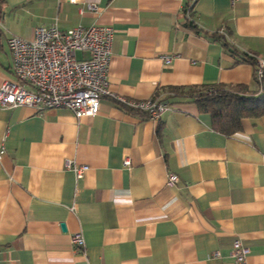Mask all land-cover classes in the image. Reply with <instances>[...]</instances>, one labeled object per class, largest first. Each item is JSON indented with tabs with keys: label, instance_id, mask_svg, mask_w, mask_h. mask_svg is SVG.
<instances>
[{
	"label": "crops",
	"instance_id": "0c3cea01",
	"mask_svg": "<svg viewBox=\"0 0 264 264\" xmlns=\"http://www.w3.org/2000/svg\"><path fill=\"white\" fill-rule=\"evenodd\" d=\"M54 23L112 26L111 90L174 106L158 120L108 96L94 116L0 106V264H238L236 239L246 264H264V115L227 135L194 102L167 97L174 86L255 88L257 64L242 59H264V0H199L188 14L183 0H0V85L16 80L8 38Z\"/></svg>",
	"mask_w": 264,
	"mask_h": 264
},
{
	"label": "built area",
	"instance_id": "2783aa9c",
	"mask_svg": "<svg viewBox=\"0 0 264 264\" xmlns=\"http://www.w3.org/2000/svg\"><path fill=\"white\" fill-rule=\"evenodd\" d=\"M197 1L183 0L187 14ZM88 8L98 9L94 3L89 4ZM217 33L232 42L229 33L222 29ZM113 39L114 28L109 25L79 24L62 29L54 23L37 26L32 38L11 35L8 46L16 80L7 79L1 83L0 106H28L36 111L66 107L78 117L94 116L99 112L101 99L108 96L115 99L120 107L145 112L151 119L158 120L162 112L172 109L167 100L158 96L127 98L111 90L109 65ZM78 51H86L89 56L79 58ZM248 54L256 61V76L259 80L263 79L264 59ZM163 57L166 63L172 61L171 55ZM123 164L130 167V159H124ZM65 166L73 170L76 177L84 176L86 166L76 164L74 159H66ZM178 180L177 174L169 173V185H174ZM72 243L82 245V234H74ZM248 254L249 248L236 239L231 256L238 264H246Z\"/></svg>",
	"mask_w": 264,
	"mask_h": 264
},
{
	"label": "trees",
	"instance_id": "16d2710c",
	"mask_svg": "<svg viewBox=\"0 0 264 264\" xmlns=\"http://www.w3.org/2000/svg\"><path fill=\"white\" fill-rule=\"evenodd\" d=\"M219 38L234 55H238V51L226 38L221 35ZM242 60L256 64L249 54L243 55ZM255 80V88L244 84L174 86L170 88L167 97L177 101L194 102L200 112L211 116L214 128L230 135L242 129L245 118L264 115V78L259 80L255 72ZM164 99L174 106L166 97Z\"/></svg>",
	"mask_w": 264,
	"mask_h": 264
}]
</instances>
